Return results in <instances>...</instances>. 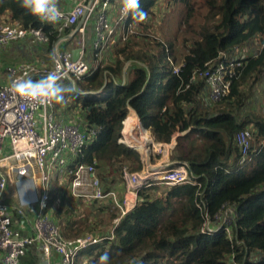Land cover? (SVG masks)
I'll return each instance as SVG.
<instances>
[{
    "label": "trees",
    "instance_id": "1",
    "mask_svg": "<svg viewBox=\"0 0 264 264\" xmlns=\"http://www.w3.org/2000/svg\"><path fill=\"white\" fill-rule=\"evenodd\" d=\"M173 1L182 7L180 40L143 34L140 41L134 28L144 21L130 13V32L117 41L112 62L99 64L77 81V89L68 80L60 81L71 91L63 102L54 103L77 108L83 127L97 130L74 162H95L105 188H111L113 173L121 174L124 166L142 168L138 151L118 143L129 108L157 142H169L178 129L169 167L186 164L201 186L171 185L157 194L150 192L157 185L145 187L137 204L106 232L90 228L87 217L76 211L80 204H89L95 212L109 213L111 222L119 216L116 209L67 196L55 186L48 206L62 235L75 237L88 230L105 236L81 250L75 264H97L104 252L109 253L110 264H264V112L249 102L264 74V0ZM156 3L140 0V7L150 17ZM4 14L9 23L43 31L48 38L43 43L47 61L58 40L70 31L42 22L22 8L20 0H0V16ZM256 38L263 40L259 50L245 57L228 94L206 103L205 80L197 75L192 80L193 74L211 66L221 52L232 53ZM179 41L181 57L176 49ZM176 64L178 71L173 72ZM133 114L128 123L135 122ZM247 128L250 138L241 145L239 135ZM197 203H202L210 223L225 207H233L235 213L225 223L229 232L224 225L212 233L202 232L206 218ZM34 246L22 257L23 264H38Z\"/></svg>",
    "mask_w": 264,
    "mask_h": 264
},
{
    "label": "built area",
    "instance_id": "2",
    "mask_svg": "<svg viewBox=\"0 0 264 264\" xmlns=\"http://www.w3.org/2000/svg\"><path fill=\"white\" fill-rule=\"evenodd\" d=\"M117 3L119 19L123 21L118 33L125 40L130 32L127 15L121 11L120 0H80L70 10H59V18L49 22L58 31L72 28L76 32H84L86 19L95 14V40L92 43L96 50L94 64H88L79 55L72 58L71 51L53 49L48 64L37 61L21 62L9 68V81L0 85V253L2 264H22V257L27 250L36 244L40 248L42 264H53V256L59 257V264H75L77 256L84 248L100 242L105 236L93 234L68 238L61 233L60 226L55 222L48 206L53 181L57 176L64 179L63 192L67 196L86 202L96 201L106 203L119 212L114 222L120 216L129 212L139 200V191L152 185L171 186L193 184L198 188L200 182L191 174L186 164L169 167V161L152 164L149 157L153 154L160 156L171 152L176 144V135L169 142H157L144 126L134 109L121 121L122 129L118 143L137 150L142 162L140 170L122 168L121 177L124 184L123 192L113 188H105L101 182L95 162L75 163L83 153L86 144L96 135L95 128L83 127V118L78 109H74L71 119L66 116L58 117L54 110V102L32 103L11 91V84L17 79L39 80L49 73H56L60 79L68 80L74 89L77 81L91 74L101 63V53L114 34L109 11L112 4ZM72 29V30H73ZM28 38L31 42H47L48 38L40 28H25L16 23H0V49H4L12 41ZM244 59L229 56L221 52L217 60L202 72L194 73L204 78L207 85V101L212 103L228 94L232 78L244 65ZM178 65H173V72L178 71ZM134 123H128L130 115ZM142 132L146 134L142 140ZM251 130L245 129L239 135L240 144L247 145ZM9 147L5 151V147ZM162 164V165H161ZM35 171L37 176H35ZM57 172V174H56ZM30 180L37 189V195H27L30 201L26 204L8 203L5 201L8 187L13 183ZM199 209L207 217L202 203H197ZM226 209H230L226 210ZM224 214H218L212 224L202 229L204 233H212L225 226L214 225L220 221L226 212H231L230 219L235 213L233 207H225ZM230 219L227 221L229 222ZM219 226V227H218Z\"/></svg>",
    "mask_w": 264,
    "mask_h": 264
},
{
    "label": "crops",
    "instance_id": "3",
    "mask_svg": "<svg viewBox=\"0 0 264 264\" xmlns=\"http://www.w3.org/2000/svg\"><path fill=\"white\" fill-rule=\"evenodd\" d=\"M78 1H80V0H56V6L62 10H70ZM110 16H111V20H112L113 27H114V34L111 36V39L108 41V43L105 46H103L100 64L103 63V60L105 59V56H106L105 54L107 53V51H108V53L110 52L109 43L111 41H113L116 44L117 41L121 40L119 37V34H118L120 31H118L117 27H115V23H117V22H115L116 21L115 19L118 16L117 3L112 4ZM7 19H8V14H4V15L0 16V23L7 22ZM95 20H96L95 14H92L88 19H86L85 29H84L83 33L74 31L75 30V29H73L74 27L70 28V31L58 40V42L55 44V48H58L61 50H68V51H71V53L74 49L79 48V55L81 56V58L84 59L88 64H91L93 66V63H94L93 61H94V57H95L94 53L96 51L92 46V43L95 40ZM258 41H259V43H258ZM262 41L263 40H258L256 38L255 40L245 44L242 47H236L232 53H227V54L229 56H231V55L235 56L236 58L245 59V57H248L250 55H255L257 53ZM0 52L4 53L6 57H7V55H12L11 56L12 58L11 57H10L11 59L9 58L10 63H8V65H13V66H16L19 63L26 62V61H37V62H42V63H46V64H48L50 61V60L47 61L48 55H46L44 53V44L42 42L33 43L28 38L12 41L4 49H0ZM261 84H264V74L260 77V80L254 86V93L249 100V102H251V104H250L251 108H253L255 106H259L257 103L260 100L258 99V97L256 95V92H257L256 87L257 86L261 87ZM64 108H66V109H64ZM74 109H77V108L68 109V107L66 105L61 106V107H55V103H54V110H55L56 114L59 116H66V120H70L72 118L71 114L74 111ZM253 109H256V107ZM65 110H67L68 112ZM64 112H66V113H64ZM60 113H62V114H60ZM8 150H9V147L6 146L5 151H8ZM151 157H149V161H152L153 159H155V157L154 158H151ZM166 161H169L168 154L164 155V156L157 157V159L154 161L155 162L154 164L156 165L157 163L160 164L161 162L164 163ZM169 163H170V161H169ZM25 181H30V180H25ZM25 181L15 184L16 187L24 184ZM30 182L34 186L33 192L30 193V195H32V199H33L37 195V189H36V186L34 185V183L32 181H30ZM58 184H61L64 187V179L60 176H57L54 179L53 188H55V186L59 188ZM15 185H13V186H15ZM12 189H13V187H12ZM59 191H62V189L59 188ZM25 199L27 200V202L30 201V198H28V196H26L24 199H22L20 192H19V194L14 193V192H10V193H8L7 197L5 198V201L8 203L26 204L24 202ZM50 213L52 215L51 210H50ZM34 247H35L34 250L38 253V256H39L38 264H42L41 258H40L41 257L40 248H39L38 244H36ZM52 263L53 264H59V257L57 254H55L53 256V262ZM0 264H2L1 253H0Z\"/></svg>",
    "mask_w": 264,
    "mask_h": 264
},
{
    "label": "rangeland",
    "instance_id": "4",
    "mask_svg": "<svg viewBox=\"0 0 264 264\" xmlns=\"http://www.w3.org/2000/svg\"><path fill=\"white\" fill-rule=\"evenodd\" d=\"M181 8H182L181 5L176 4L173 0H157V3L152 8L154 10L153 15H151L148 18V20L144 21V23H143L144 25L140 26L138 23H135L136 28H134V31H136L139 34V36H140L139 40L142 41L141 38H142L143 34H146V35L148 34V35H150L151 38L155 37L158 40L160 38H162L164 41L170 40L174 36H177L178 37L177 39L180 40L181 33H179V31H178V27H179L178 23L181 21L180 15H179V14H181L180 13ZM200 11H202L201 8L199 9L198 12H200ZM110 14H111V12L109 11V16H110ZM199 16H201V15H199ZM110 19H111V16H110ZM198 19H201V18L199 17ZM115 20H116L115 22H117V23H115V27H117L118 31H121L123 21L119 19V13H118V16ZM111 24L113 26L112 20H111ZM180 27H181V25H180ZM187 35L189 38L191 37L190 34H187ZM143 40H146V38H143ZM258 43H259V41H258ZM109 45H110L109 46L110 52L108 53V51H107L108 54L107 53L105 54L106 56H105V59L103 60V64L104 63L105 64L110 63L114 59V51L117 47V44L115 45V42L111 41L109 43ZM176 49H177V54L181 57V55H182V53H184V51H183V49H180V41L177 42ZM11 56L12 55H7V57H6L4 53L0 52V85L9 81V79H10L9 68L13 67V65H8V63H10L9 58ZM177 62L178 63L180 62V58H178ZM176 65H178V64H176ZM128 70H129V68H128ZM263 87H264V84H261V87L260 86L256 87V91H257L256 95L260 101H258V103H257L259 106H255L256 109L258 108L257 110H259V111L261 110L262 112H264V88ZM66 102L70 104V100H68ZM255 107H253V108H255ZM65 111H67V110H65ZM64 113H66V112H64ZM60 114H62V113H60ZM57 116L60 117L59 115H57ZM250 127L251 126H249V128ZM176 134L177 135L179 134L178 129H176L174 135H176ZM145 137L146 136H144V138ZM248 139L249 138H247L246 142L248 141ZM169 154H168V156H169ZM151 156H152L151 158L155 157V159H153L151 161L152 164L155 163L154 161L157 159V157H160L159 154H153ZM56 174H57V172H56ZM35 176H37L36 171H35ZM15 184H17V183H13V185H15ZM105 184H107V183H105ZM109 184H110V187L115 189L119 195H120V193L123 192L124 184L122 182L121 174H118V172L113 173V180ZM13 185L11 184L8 187V192L6 193V197H7L8 193H10V192H14V193L19 194V186L16 187V185L15 186H13ZM58 185L61 189H63V186L61 184H58ZM11 186L13 187V189ZM156 187L157 188H154V190L153 189L150 190V192L152 194H157L159 192L163 193L168 186H165V185L158 186L157 185ZM65 204L68 206L69 202L66 201L64 203V205ZM226 210L230 211V209H226ZM95 211H96V209H93L89 204H83V205L80 204L78 211H76V213L78 216H81V217L86 216L88 219V223H90L88 226L90 228H93V226H94L95 227L94 229L96 232L108 231V229L112 226L114 219H112L113 221L110 222L109 213H106L105 211H103V212L102 211L95 212ZM229 211L226 212L227 213L226 216H224L220 221L213 222V224L214 225H223V223L221 221L226 223L230 219L231 212H229ZM221 214H224V210H222ZM207 224H208V221L205 223V226ZM92 232L93 231L89 232L88 230H86L83 232V234H80V235L75 236V237H79V236L87 235V234H92ZM68 238H74V237H68Z\"/></svg>",
    "mask_w": 264,
    "mask_h": 264
},
{
    "label": "clouds",
    "instance_id": "5",
    "mask_svg": "<svg viewBox=\"0 0 264 264\" xmlns=\"http://www.w3.org/2000/svg\"><path fill=\"white\" fill-rule=\"evenodd\" d=\"M121 11L127 15L132 13L134 18L143 22L148 20V13L140 7V0H120ZM20 6L29 13L49 22H55L59 18V10L56 0H20ZM60 77L56 73H49L39 80L17 79L11 84V91L17 96L32 103L63 102L65 93L71 91L70 88L60 84ZM34 186L30 181H25L19 186L21 198L24 199L32 193ZM27 203V200H24ZM97 264H110L109 253L104 252L97 260Z\"/></svg>",
    "mask_w": 264,
    "mask_h": 264
},
{
    "label": "water",
    "instance_id": "6",
    "mask_svg": "<svg viewBox=\"0 0 264 264\" xmlns=\"http://www.w3.org/2000/svg\"><path fill=\"white\" fill-rule=\"evenodd\" d=\"M78 56H79V48L74 49V50L72 51V58H73V59H77Z\"/></svg>",
    "mask_w": 264,
    "mask_h": 264
},
{
    "label": "bare ground",
    "instance_id": "7",
    "mask_svg": "<svg viewBox=\"0 0 264 264\" xmlns=\"http://www.w3.org/2000/svg\"><path fill=\"white\" fill-rule=\"evenodd\" d=\"M141 135H142V140L145 141V139H146V137H147L146 134H145L144 132H142ZM144 136H146V137L144 138Z\"/></svg>",
    "mask_w": 264,
    "mask_h": 264
}]
</instances>
